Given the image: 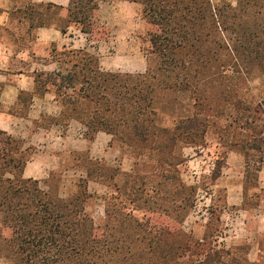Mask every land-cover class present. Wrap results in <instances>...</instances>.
I'll list each match as a JSON object with an SVG mask.
<instances>
[{
    "label": "trees",
    "instance_id": "obj_1",
    "mask_svg": "<svg viewBox=\"0 0 264 264\" xmlns=\"http://www.w3.org/2000/svg\"><path fill=\"white\" fill-rule=\"evenodd\" d=\"M101 1L142 6L150 54L159 59V66L153 68L149 60L144 74L113 73L103 71L98 57L88 52L54 50L52 60L62 67L37 73L35 91L52 92L62 106V123L77 120L85 125L88 141L105 132L113 143L123 142L142 155L157 153L160 181H153L149 174L140 179L135 172L122 173L86 155L87 179L79 180L74 195L63 198L58 173L45 182L47 189L39 181L24 178L31 149L0 131L3 256L13 264H264V256L255 263L248 260V243L221 249L217 246L219 236L206 232L197 240L184 230L189 213L181 211L194 207L195 190L180 181L179 169L185 161L177 154L186 147L202 146L213 120L224 116L227 109L235 128L232 146L246 159V191L258 187L264 163V101L245 103L236 83L223 89L219 86L222 79L231 81L228 71L234 73L232 80L238 75L242 82L251 75L264 74V0H236L237 7L226 4L220 8L211 0H72L69 24L78 26L92 40L107 35L98 18ZM44 9L49 13L52 6ZM66 27H61L63 33ZM168 91L193 97L192 115L173 128L160 126L155 109L157 98ZM30 97L22 93L20 101L28 105ZM225 162V158L217 161L214 184ZM118 176H122V185L116 181ZM149 180L154 184L153 193L162 190L157 199L162 202L161 213L149 208L141 218L135 209L125 215L116 210L111 213L114 202L135 205L142 200L139 193ZM89 181L109 189L114 186L105 198L106 216L100 226L87 212L88 202L95 197L89 193ZM174 184L180 191L170 190ZM165 187H169L166 192ZM222 213L223 209L218 214L212 205L207 229L214 215H219V222ZM156 216L163 217L162 224L153 220ZM240 251L245 257L239 256Z\"/></svg>",
    "mask_w": 264,
    "mask_h": 264
},
{
    "label": "crops",
    "instance_id": "obj_2",
    "mask_svg": "<svg viewBox=\"0 0 264 264\" xmlns=\"http://www.w3.org/2000/svg\"><path fill=\"white\" fill-rule=\"evenodd\" d=\"M71 2L0 0V131L21 140L25 149H31V158L24 169L25 179L39 181L47 189L45 182L53 173L61 177L60 185L67 175L72 174L78 176L74 180L76 186H72L73 194L79 180L87 179L86 165H80L86 155L92 161L120 168L123 172H131L132 163L114 147L111 135L99 132L94 140L88 141L85 125L77 120L64 125L62 106L54 94H37L35 91L37 73L60 71L62 67L60 62L52 60L54 50L88 52L98 57L103 71L115 72L103 67L101 58V44L110 40L109 24H105L101 15L103 1L99 3L98 18L107 35L102 40H92L78 26L69 24ZM232 4L237 5L234 1ZM48 5L52 6L49 13L44 9ZM116 15L120 16V22L133 21V15H123L122 9ZM64 25L67 26L66 33L61 30ZM137 68L135 74H144L148 66L139 64ZM22 93L31 96L28 105L20 101ZM225 159L222 174L215 184L225 188L227 208H236L224 214L225 221L229 220L227 225H230L228 239L235 245L247 242L251 246L250 253H255L254 259L249 260L258 262L264 256V163L259 172L258 187H248L246 191L245 156L234 148ZM91 186L95 191L89 193L94 196L108 194L109 188L102 183L89 181L88 190ZM253 199H256L255 204L251 203Z\"/></svg>",
    "mask_w": 264,
    "mask_h": 264
},
{
    "label": "rangeland",
    "instance_id": "obj_3",
    "mask_svg": "<svg viewBox=\"0 0 264 264\" xmlns=\"http://www.w3.org/2000/svg\"><path fill=\"white\" fill-rule=\"evenodd\" d=\"M233 1L237 3L235 0H213V5L216 8H220L226 4H231L233 6ZM103 3L104 7L101 15L105 24H109L108 27L110 29V40L101 44L103 45L101 51L103 67L115 71L114 73L121 72L122 74L132 73L136 75L135 73L139 70L137 65L141 64L147 68L150 60L153 68H157L159 66V59L155 55L150 54L151 44L148 36L149 27L143 17L142 7L138 4L130 5L128 3L120 2L113 3L112 1H103ZM233 7H237V5ZM121 9L123 15H129L130 13L133 15L132 22L128 23L125 20H121L123 22H120V20H118L120 16H117L116 13ZM233 75L234 73H232V71H228L227 76H229L231 81L222 79L223 83L219 86V89H223L230 83H236L241 99H243L245 103L256 104L264 100V74L257 73L251 75V77L244 82L239 79L238 75H235V80H232V78H234ZM219 78L222 77H218V79ZM157 103L158 104L155 107V109H157V121L162 127L173 128L177 122L191 116L193 113V97L190 93H175L174 91H168L157 98ZM230 116V111L226 109L224 116L213 120L214 124L209 127L205 142L202 146L197 148L186 147L184 150L180 149L177 151V154H179V156L185 161L179 169L180 181L185 186L189 188L192 187L195 190L194 207L192 209L188 207L186 210L181 211L182 214L189 213L184 223V230L187 233L192 234L197 240H202L206 232L210 236H214L215 234L216 236H219L217 238L218 248L227 250L247 243L240 242L235 245L232 240L228 239V229L230 228V225H227L229 220L225 221L224 214H226V212L235 211L236 208H224L226 203L225 188H223V186H216L212 179L217 161H222V159L227 157L228 152L234 149L232 142L234 143L235 141L233 139L235 128ZM114 147L120 150L121 153L129 159V162L132 163L131 172H123L119 168L122 173L132 174L135 172L139 174L140 177L138 178L140 179L144 177V175L146 176L149 174L153 175V181H160V178L158 179L157 176H159L162 171L159 169V156L157 153H147L142 155V152H139L136 148L118 141H115ZM251 153L255 155L254 152ZM70 165L71 162L68 163V166ZM80 165L85 166L86 164L81 161ZM76 177L78 176L72 174L66 176L62 185H60V194L62 197L67 195L71 196L77 192V187H75L76 192L73 194L71 193L72 186H76V181H74ZM121 177L122 176H118L116 179V181H120L119 185H122L123 182ZM139 180L137 185L140 186ZM153 186L154 184H151V181L149 180L146 187H144V192L139 193L142 200L136 202L135 205L133 203L130 204L129 202L126 203L119 200L114 202L109 210L111 213L113 210H116L119 214L125 215L126 213H130L132 209H135L139 211L136 212L138 218H141L148 208L151 211L152 209H155V213H161L162 202L157 199L160 198L162 190L158 191V193H153ZM113 190L114 186L112 189L110 188L107 190L106 193L108 194L106 196L105 194H100L102 197L95 196L87 204V212L93 217L97 226L102 224L103 219L106 216L105 198L108 197ZM167 190H169V187L164 188L165 192ZM170 190L176 192L179 189L174 184L170 187ZM89 191L94 194L95 187L91 186ZM182 193L185 195L190 194L183 191ZM134 198L136 199L135 196ZM148 200L150 202H146ZM151 202H157V204L153 205ZM251 203L255 204L256 199H253ZM212 205L214 209L218 211V214L221 213L222 209L223 213L221 214L219 222H217L219 215L215 214L211 226L207 229V223L210 219V208ZM153 220L157 221V224L163 223V217L158 219L156 216ZM4 244L5 242L0 240V264H13L3 256V249L1 246ZM239 256L245 257V254L240 251ZM254 257L255 253L252 254L249 252L247 256L248 260L254 259ZM249 261L251 262V260ZM262 261L264 262V258Z\"/></svg>",
    "mask_w": 264,
    "mask_h": 264
}]
</instances>
